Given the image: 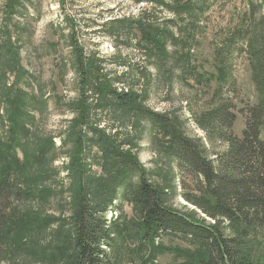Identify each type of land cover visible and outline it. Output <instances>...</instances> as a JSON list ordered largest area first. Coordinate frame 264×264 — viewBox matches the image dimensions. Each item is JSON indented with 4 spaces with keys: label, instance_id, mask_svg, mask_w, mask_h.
<instances>
[{
    "label": "rangeland",
    "instance_id": "1",
    "mask_svg": "<svg viewBox=\"0 0 264 264\" xmlns=\"http://www.w3.org/2000/svg\"><path fill=\"white\" fill-rule=\"evenodd\" d=\"M166 1L171 3L20 0L11 16L6 5L10 6L12 0H0V40L8 34L12 36L20 48L22 65L29 73L28 83L22 86L30 94L37 95L40 104H46L44 108L39 106L29 126L24 125L22 132L30 129L29 135L24 137L21 133L15 139L17 146H21L15 147L18 157H31L32 184L39 189L30 206H34L39 215L68 216L71 209V181L62 170L69 159L61 140L74 120L69 105L78 98L80 84L75 55L69 47L72 33L85 58L97 60L110 78H120L116 84L118 89H133L142 94L150 110L168 116L175 132L210 160L228 150L225 141L228 134L241 137L251 110L264 102L261 50L264 0H192L191 4H185L184 0ZM123 18L142 21L155 32L160 31V40L168 31L176 41L166 38L165 52L156 48L149 51L143 33L127 31L118 23ZM178 41L185 42V50L177 49ZM222 72L226 77L223 82L214 78ZM224 101L231 104V112L236 115L231 130L216 126L210 115ZM9 123L6 120L5 127L0 129V139L10 137ZM107 124L108 132L112 126V130L118 128L121 135L129 132L119 123ZM162 141L153 124L144 120L139 130L132 133V146L126 150L139 160L149 183L165 192V202L170 209L215 224L217 221L186 199L190 194H197V185L182 172L177 160L162 153ZM40 143H46L42 148L49 146L51 151L37 163L33 157L40 151L36 150ZM134 181L137 182V178ZM116 194L117 201L105 216L110 221L121 213L128 221L134 214L132 205L122 199L123 189ZM222 226L227 228L228 223ZM46 228L34 241L33 234L39 233L38 227L32 225V236L29 234L22 245L15 246L17 249L12 247L4 251L0 248V264L45 263L40 255L49 254L48 242L53 234L51 228ZM226 232L232 234L228 229ZM258 236L260 249L257 253L264 257V231ZM155 243V251L149 252L146 259L148 264H179L180 255L194 248L180 236H168ZM123 246L127 248L124 264H143L135 262L138 256L129 252V249L139 248L138 244Z\"/></svg>",
    "mask_w": 264,
    "mask_h": 264
},
{
    "label": "trees",
    "instance_id": "2",
    "mask_svg": "<svg viewBox=\"0 0 264 264\" xmlns=\"http://www.w3.org/2000/svg\"><path fill=\"white\" fill-rule=\"evenodd\" d=\"M191 1L184 0L185 4ZM19 3L20 0H12L10 6L6 5L9 15L15 14ZM118 23L127 31L143 33L149 51L156 48L165 52V39L176 41L168 31L160 40V31L155 32L142 21L123 18ZM184 43L178 41L177 49L185 50ZM69 45L80 76L78 98L69 105L74 120L61 140L69 159L62 170L71 181L72 203L68 216L44 217L30 206L39 188L36 190L32 184L31 157H18L16 148L21 146H17L15 139L21 133L24 137L29 135L30 129L22 132L24 125L29 126L39 106L44 108L46 104H40L39 97L22 86L28 83L29 73L22 65L20 48L12 36L8 34L0 40V129L5 127L6 120L10 121L7 127L10 137L0 139L1 250L17 249L15 246L25 242L35 225L39 234H33L34 241L39 239L44 227L53 231L48 242L49 254L40 255L43 264H124L126 244H138L139 248L129 252L138 256L135 262L148 264L146 259L149 252L155 251L156 240L168 236H180L194 247L180 255L179 264H264V257L257 253L258 235L264 231V102L251 110L241 137L228 134L225 139L228 150L210 160L175 132L168 116L150 110L142 94L133 89H118L120 78H110L97 60L85 58L73 33ZM261 50L264 56V41ZM262 67L260 63L261 71ZM214 78L223 82L226 77L222 72ZM231 107L224 101L210 114L216 126L232 129L236 115ZM144 120L152 123L162 136V153L177 160L182 172L197 185V194L186 199L217 221L215 224L170 209L165 192L149 183L139 160L126 150L132 146V133L139 130ZM109 122L119 123L129 132L121 135L118 128L112 130L113 126L108 132ZM45 144L40 143L36 148L40 149L33 157L37 163L50 154L49 146L42 148ZM52 148L55 149L54 143ZM120 189H123L122 199L132 205L134 214L128 221L121 213L109 221L105 214L117 201L116 193ZM46 218L50 220L47 226ZM225 222L227 228L222 226ZM227 229L232 234H227Z\"/></svg>",
    "mask_w": 264,
    "mask_h": 264
}]
</instances>
